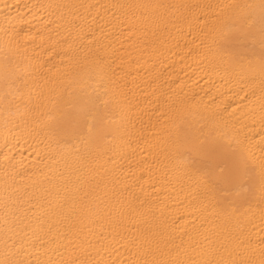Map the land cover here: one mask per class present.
Returning <instances> with one entry per match:
<instances>
[{
  "label": "bare ground",
  "instance_id": "1",
  "mask_svg": "<svg viewBox=\"0 0 264 264\" xmlns=\"http://www.w3.org/2000/svg\"><path fill=\"white\" fill-rule=\"evenodd\" d=\"M0 264H264V0H0Z\"/></svg>",
  "mask_w": 264,
  "mask_h": 264
}]
</instances>
